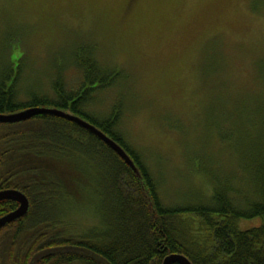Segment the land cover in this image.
I'll return each instance as SVG.
<instances>
[{
    "label": "trees",
    "instance_id": "trees-1",
    "mask_svg": "<svg viewBox=\"0 0 264 264\" xmlns=\"http://www.w3.org/2000/svg\"><path fill=\"white\" fill-rule=\"evenodd\" d=\"M19 60L0 70L1 113L45 106L82 116L116 140L140 174L103 140L66 118L38 114L21 123L0 122V190L19 189L30 202L25 216L0 230L1 261L162 264L168 254L182 253L193 264H264V116L257 117L258 110L252 111L256 116L247 124L244 143L238 128L220 135L224 142L234 141L238 153L232 172L203 162L205 168L196 170L209 179V192L196 190L199 200L184 196L166 203L144 155L120 128L123 107L96 110L97 94L123 86L117 68L100 60L96 50L80 47L70 62L79 70L78 86L69 87L59 73L50 79L48 93L38 81L25 85ZM75 159L89 160L86 184L70 173ZM85 192L87 199L78 205L76 193L84 198ZM18 205L0 200V217ZM83 211L95 222L74 230L73 217ZM254 218L261 223L242 226Z\"/></svg>",
    "mask_w": 264,
    "mask_h": 264
},
{
    "label": "rangeland",
    "instance_id": "rangeland-1",
    "mask_svg": "<svg viewBox=\"0 0 264 264\" xmlns=\"http://www.w3.org/2000/svg\"><path fill=\"white\" fill-rule=\"evenodd\" d=\"M80 47L121 73L123 86L97 94L96 110L123 107L120 128L166 203L209 192V179L196 170L203 162L224 173L239 164L234 141L220 135L238 128L244 143L252 111L264 116V0H0V70L20 58L25 85L38 81L51 93L50 79L60 73L78 86L70 62ZM70 165L86 184L89 160ZM76 197L78 205L87 199L86 192ZM93 222L84 212L72 227Z\"/></svg>",
    "mask_w": 264,
    "mask_h": 264
},
{
    "label": "water",
    "instance_id": "water-1",
    "mask_svg": "<svg viewBox=\"0 0 264 264\" xmlns=\"http://www.w3.org/2000/svg\"><path fill=\"white\" fill-rule=\"evenodd\" d=\"M38 114H52L62 118H66L79 126L87 129L101 140H103L107 145H109L113 150H115L126 163L136 172L140 174L139 169L127 153V151L113 138L103 132L95 124L91 123L82 116L76 115L64 109L56 107H29L20 111L11 113H1L0 112V122L2 123H17L23 122ZM12 199L18 202V207L3 216L0 217V230L10 222H13L28 213L30 202L27 195L19 189L7 188L0 190V200ZM193 264V262L182 253H170L168 254L162 264Z\"/></svg>",
    "mask_w": 264,
    "mask_h": 264
}]
</instances>
